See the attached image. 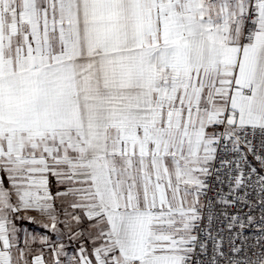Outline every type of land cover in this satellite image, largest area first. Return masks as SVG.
<instances>
[{"label":"snow or ice","instance_id":"6c2138e0","mask_svg":"<svg viewBox=\"0 0 264 264\" xmlns=\"http://www.w3.org/2000/svg\"><path fill=\"white\" fill-rule=\"evenodd\" d=\"M0 264H264V0H0Z\"/></svg>","mask_w":264,"mask_h":264}]
</instances>
